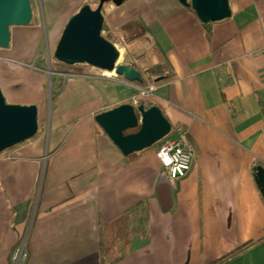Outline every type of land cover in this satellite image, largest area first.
<instances>
[{
  "label": "crops",
  "instance_id": "0c3cea01",
  "mask_svg": "<svg viewBox=\"0 0 264 264\" xmlns=\"http://www.w3.org/2000/svg\"><path fill=\"white\" fill-rule=\"evenodd\" d=\"M229 4L230 16L207 26L179 0L103 5L125 63L158 78L150 101L172 135L186 131L191 168L169 182L162 210L157 146L124 155L94 119L137 105L141 87L94 66L69 73L48 143L38 131L0 153V264L22 240L24 264H104L100 229L125 211L130 246L111 264H264L253 170L264 166V0Z\"/></svg>",
  "mask_w": 264,
  "mask_h": 264
},
{
  "label": "water",
  "instance_id": "95a60500",
  "mask_svg": "<svg viewBox=\"0 0 264 264\" xmlns=\"http://www.w3.org/2000/svg\"><path fill=\"white\" fill-rule=\"evenodd\" d=\"M191 6L203 23L229 17V0H179ZM120 5L124 0H98L95 8L83 4L66 22L53 56L66 65L88 64L104 71H112L129 81L142 79L139 70L119 62L120 48L104 37L103 5ZM32 19L30 0H0V47L10 43V27L26 25ZM158 80V78H157ZM96 123L117 148L128 155L150 147L171 131V123L156 104L122 103L94 116ZM39 129L38 107L35 103L7 102L0 88V153L35 136ZM254 178L264 198V166H256ZM169 180L165 174L157 182V193L163 199L161 208L171 205Z\"/></svg>",
  "mask_w": 264,
  "mask_h": 264
},
{
  "label": "rangeland",
  "instance_id": "374dc122",
  "mask_svg": "<svg viewBox=\"0 0 264 264\" xmlns=\"http://www.w3.org/2000/svg\"><path fill=\"white\" fill-rule=\"evenodd\" d=\"M30 2V23L11 26L8 47H0V88L7 102L37 105L38 131L44 132L47 144L50 132L53 131L56 110L59 109V104L65 103L64 99L59 101V93L71 73H64V68L56 63L59 62L53 56L56 44L72 13L83 4L95 8L98 0H85L79 4H66V0ZM102 33L106 34L105 31ZM126 60L124 54L120 62L125 63ZM85 66L91 65L84 64L83 68ZM88 68L95 74L101 75L104 72L97 67ZM152 84L155 82H150L148 86ZM68 92L67 89L65 94ZM142 99L151 100V96Z\"/></svg>",
  "mask_w": 264,
  "mask_h": 264
},
{
  "label": "built area",
  "instance_id": "2783aa9c",
  "mask_svg": "<svg viewBox=\"0 0 264 264\" xmlns=\"http://www.w3.org/2000/svg\"><path fill=\"white\" fill-rule=\"evenodd\" d=\"M262 52L264 55V43L262 45ZM101 75L106 77L118 76L112 71H104ZM156 91V84L141 87L139 89V98L150 96L152 98L156 95ZM133 100L134 103L137 102L136 98ZM262 136L264 139V127L262 129ZM156 156L170 184L174 185L178 178L185 176L192 165L193 150L188 142L186 131L180 130L175 135H172V131H170L167 135L161 138L156 147ZM26 259V243L25 240H22L12 250L11 262L12 264H24Z\"/></svg>",
  "mask_w": 264,
  "mask_h": 264
},
{
  "label": "trees",
  "instance_id": "16d2710c",
  "mask_svg": "<svg viewBox=\"0 0 264 264\" xmlns=\"http://www.w3.org/2000/svg\"><path fill=\"white\" fill-rule=\"evenodd\" d=\"M187 8L195 14V12L192 10L191 6H187ZM196 15V14H195ZM205 26L209 25L208 23H203ZM102 31H105L106 34H104V37L108 40L112 41L110 37V34L107 31V25L105 22H103ZM58 65H61L64 69L63 72H72V73H82L83 72V64H74V65H66L61 62H56ZM134 68L135 65L132 64ZM137 69V68H136ZM56 71H61L56 69ZM141 73L142 79L140 81L133 80L131 82L139 85L140 87H147L150 82H156V78H152L151 74H145L143 71L139 70ZM144 104L145 108L150 107L151 105H154L155 103L147 100V99H139L137 101V104ZM173 127V126H171ZM158 142L151 145L152 147L157 146ZM260 163H255L253 166V170L255 173L256 166H258ZM129 211L123 212L120 216L109 222L108 224L102 226L100 229V251H101V260L104 264H111L114 262L119 261L123 254L128 251V248L130 246V240L132 237V232L128 229V222H129Z\"/></svg>",
  "mask_w": 264,
  "mask_h": 264
},
{
  "label": "bare ground",
  "instance_id": "6f19581e",
  "mask_svg": "<svg viewBox=\"0 0 264 264\" xmlns=\"http://www.w3.org/2000/svg\"><path fill=\"white\" fill-rule=\"evenodd\" d=\"M123 55H124V53H123V49H121V50H120V58H119V62L122 61Z\"/></svg>",
  "mask_w": 264,
  "mask_h": 264
}]
</instances>
